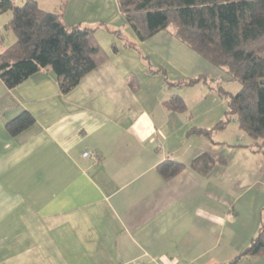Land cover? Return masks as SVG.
<instances>
[{
  "label": "crops",
  "instance_id": "1",
  "mask_svg": "<svg viewBox=\"0 0 264 264\" xmlns=\"http://www.w3.org/2000/svg\"><path fill=\"white\" fill-rule=\"evenodd\" d=\"M35 1L68 24L97 25L104 57L64 94L52 70L11 89L0 79V264L231 260L264 222V157L248 142L212 138L228 125L209 137L193 130L223 118L227 100L212 85L224 88V73L165 30L139 41L117 0ZM10 17L0 14L2 47L15 40L4 28ZM159 68L171 81L213 84L168 87L150 71ZM171 94L186 111L164 106ZM23 111L34 122L11 135L6 123ZM203 153L224 163L200 174L189 165ZM166 159L184 165L169 180L156 171ZM235 264H264V256Z\"/></svg>",
  "mask_w": 264,
  "mask_h": 264
},
{
  "label": "trees",
  "instance_id": "2",
  "mask_svg": "<svg viewBox=\"0 0 264 264\" xmlns=\"http://www.w3.org/2000/svg\"><path fill=\"white\" fill-rule=\"evenodd\" d=\"M117 4L139 41L165 30L222 71L229 81L239 83L235 93L220 84L212 85L227 100L225 114L211 130H193L209 137L213 130L223 129L235 119L250 139L241 145L264 157V0H117ZM7 11L11 17L4 28L15 37L5 47L0 37V79L7 88L38 71L52 70L64 94L104 57L94 38L97 25L68 24L60 14L41 9L35 0L22 5L0 0V14ZM114 32L121 37L118 30ZM150 71L161 74L168 87L213 84L205 76L171 81L162 68ZM163 104L172 111L187 108L178 94H171ZM33 122L34 117L23 111L6 123V129L16 135ZM223 163V159L203 153L189 166L206 175L212 166ZM183 168L181 162L166 159L156 171L169 180ZM245 256H264V222L242 251L219 264H235Z\"/></svg>",
  "mask_w": 264,
  "mask_h": 264
},
{
  "label": "rangeland",
  "instance_id": "3",
  "mask_svg": "<svg viewBox=\"0 0 264 264\" xmlns=\"http://www.w3.org/2000/svg\"><path fill=\"white\" fill-rule=\"evenodd\" d=\"M215 83L214 86H217V84L219 85V83L217 82H213ZM224 89L231 92V93H235L238 89H239V83L237 81H228L223 83ZM235 119L231 120V122L228 124L227 128H226V132H224V134H220V133H214L212 135V138L214 140H220V139H224L226 141L229 142H249L250 139L246 136V134L238 128ZM242 135V137L240 139H238V134Z\"/></svg>",
  "mask_w": 264,
  "mask_h": 264
},
{
  "label": "built area",
  "instance_id": "4",
  "mask_svg": "<svg viewBox=\"0 0 264 264\" xmlns=\"http://www.w3.org/2000/svg\"><path fill=\"white\" fill-rule=\"evenodd\" d=\"M83 157H89V158H96V155L94 153H90L88 151L83 153ZM126 264H148L147 262L141 260V259H134Z\"/></svg>",
  "mask_w": 264,
  "mask_h": 264
}]
</instances>
